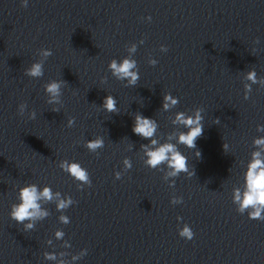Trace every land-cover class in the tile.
<instances>
[{
    "label": "water",
    "instance_id": "1",
    "mask_svg": "<svg viewBox=\"0 0 264 264\" xmlns=\"http://www.w3.org/2000/svg\"><path fill=\"white\" fill-rule=\"evenodd\" d=\"M40 49L52 55L45 59ZM125 57L137 62L135 86L108 70L110 60ZM150 58L157 63L149 65ZM42 60L41 77L24 74ZM250 70L264 79V0H28L27 7L0 0V264H264V222L238 213L232 200L259 150L254 139L264 137L257 131L264 126V84H251ZM61 79L62 104L46 103L43 85ZM165 93L179 100L167 112ZM106 95L118 113L100 106ZM197 107L204 117L200 158L177 145L194 175L165 179V166L143 163L140 145L148 141L132 132L134 115L154 118L163 143L167 134L186 131L171 124L175 112ZM96 136L104 140L98 154L84 147ZM126 157L132 167L123 171ZM61 160L80 163L91 186L78 189L58 167ZM27 184L74 203L61 211L42 201L49 215L25 231L9 212ZM173 196L182 203L171 204ZM184 224L191 240L178 235Z\"/></svg>",
    "mask_w": 264,
    "mask_h": 264
},
{
    "label": "clouds",
    "instance_id": "2",
    "mask_svg": "<svg viewBox=\"0 0 264 264\" xmlns=\"http://www.w3.org/2000/svg\"><path fill=\"white\" fill-rule=\"evenodd\" d=\"M28 0H21V6L27 7ZM146 19L150 20L151 17ZM143 43V40L140 41ZM129 53L136 51V46L133 45L128 49ZM160 51H167L164 45H161ZM40 55L43 58H47L52 55L50 49H40ZM157 61L155 59H149V65H155ZM108 70L111 74L120 81H126L125 86H135L139 80V73L137 70V62L128 57L122 58L119 62L116 59H112L108 63ZM24 74L31 78H39L43 75V60L33 62L29 67L24 70ZM246 78L251 81V84L261 83L264 84V79L258 81L254 70H250L246 74ZM101 82H104V78H101ZM65 84L64 80H50L43 85L44 92L47 94L46 103L50 105L62 104L61 101V89ZM251 84L245 85L244 99L249 98L248 93L251 92ZM179 103L178 98L173 97L169 93L163 95L162 109L167 112L173 109ZM108 113H118L117 101L112 95H106L103 98V102L100 105ZM26 104L21 103L18 105L17 113L23 116L25 113ZM58 112L59 109L53 107L52 109ZM202 108H195L191 114L185 112H175L171 124L174 126H182L186 131H176L167 134L163 143L157 138L158 123L154 118H148L140 113H136L133 118L132 132L139 136L141 139L147 140L148 143L141 144L140 149L143 154V163L150 169H161L162 165L166 168L165 179L169 177H178L181 173L186 174L188 177L194 175V170H189L188 159L177 148V145H183L188 149H195L194 156L200 158L201 153L196 150V140L203 135L204 125L202 123L204 117L202 116ZM36 113L34 111L28 112V118L34 119ZM73 117L67 119L66 127H72L74 125ZM215 123H219L217 118ZM257 131H264V126H257ZM175 141L173 143L172 141ZM253 144L259 149L251 153V157L246 166L244 172L243 182L244 190H233V203L236 205V211L238 213L247 212L248 217L252 220L264 222V137L256 138ZM84 147L92 153H97L98 150L104 147V140L100 136H96L94 139L86 140ZM131 145H129V149ZM223 149L226 152L228 149L227 144H223ZM123 171L131 169V161L126 157L122 160ZM58 167L70 175L77 184L78 189H82L83 186H91V180L89 178L88 171L83 168L78 162H70L68 160H61ZM114 172L115 179H120L122 172ZM174 185V180L170 181L169 187ZM18 203L11 205L9 216L18 224H22L24 230H31L35 227V221L41 220L49 215V213L42 209L41 202H53L55 201L57 210H65L71 206L74 201L71 197H63L60 192H53L48 186L39 188L35 184H27L20 187L17 193ZM170 203L180 204L182 198L173 196L170 198ZM181 217H177L179 221ZM62 223H69L67 216H61ZM27 221V223H25ZM56 237L61 238L63 233L56 232ZM178 235L186 240H191L194 233L189 225L184 224L178 229ZM87 250H83V255H86ZM45 258L52 260L55 256L51 253H45Z\"/></svg>",
    "mask_w": 264,
    "mask_h": 264
}]
</instances>
